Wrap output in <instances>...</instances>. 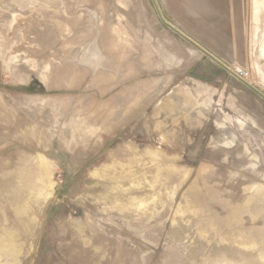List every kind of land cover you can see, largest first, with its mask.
<instances>
[{"label":"rangeland","instance_id":"374dc122","mask_svg":"<svg viewBox=\"0 0 264 264\" xmlns=\"http://www.w3.org/2000/svg\"><path fill=\"white\" fill-rule=\"evenodd\" d=\"M239 4L240 39L195 45L150 0H0V264H264V0Z\"/></svg>","mask_w":264,"mask_h":264},{"label":"crops","instance_id":"0c3cea01","mask_svg":"<svg viewBox=\"0 0 264 264\" xmlns=\"http://www.w3.org/2000/svg\"><path fill=\"white\" fill-rule=\"evenodd\" d=\"M150 3L152 7L149 10L157 13L160 25H165L176 33H182L181 30L187 27L210 28L213 29L211 35L215 37V42H221L220 37H224V29L230 28L231 25L235 37L240 39L243 33V9L239 0H150ZM182 35L195 45L197 42H203L195 39L192 31L186 30ZM239 43L241 44V41Z\"/></svg>","mask_w":264,"mask_h":264},{"label":"built area","instance_id":"2783aa9c","mask_svg":"<svg viewBox=\"0 0 264 264\" xmlns=\"http://www.w3.org/2000/svg\"><path fill=\"white\" fill-rule=\"evenodd\" d=\"M235 75L241 79V80H247L249 79V72L246 69L243 68H237L235 70Z\"/></svg>","mask_w":264,"mask_h":264},{"label":"water","instance_id":"95a60500","mask_svg":"<svg viewBox=\"0 0 264 264\" xmlns=\"http://www.w3.org/2000/svg\"><path fill=\"white\" fill-rule=\"evenodd\" d=\"M180 35H182V33H180L179 31H177ZM183 36V35H182Z\"/></svg>","mask_w":264,"mask_h":264}]
</instances>
